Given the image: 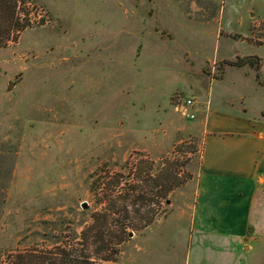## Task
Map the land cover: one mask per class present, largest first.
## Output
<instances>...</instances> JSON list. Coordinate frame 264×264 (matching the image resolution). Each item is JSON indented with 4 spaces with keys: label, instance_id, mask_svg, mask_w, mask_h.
I'll list each match as a JSON object with an SVG mask.
<instances>
[{
    "label": "rangeland",
    "instance_id": "374dc122",
    "mask_svg": "<svg viewBox=\"0 0 264 264\" xmlns=\"http://www.w3.org/2000/svg\"><path fill=\"white\" fill-rule=\"evenodd\" d=\"M179 95L264 107V0H0V264H264V239L197 220L201 136ZM186 157L149 227L83 240L111 176L140 186L135 167Z\"/></svg>",
    "mask_w": 264,
    "mask_h": 264
},
{
    "label": "crops",
    "instance_id": "0c3cea01",
    "mask_svg": "<svg viewBox=\"0 0 264 264\" xmlns=\"http://www.w3.org/2000/svg\"><path fill=\"white\" fill-rule=\"evenodd\" d=\"M226 101L197 96L192 121L201 136L196 218L201 223L212 216L219 225L206 232L210 240L264 239V107L251 112ZM195 255L192 251L187 264Z\"/></svg>",
    "mask_w": 264,
    "mask_h": 264
},
{
    "label": "trees",
    "instance_id": "16d2710c",
    "mask_svg": "<svg viewBox=\"0 0 264 264\" xmlns=\"http://www.w3.org/2000/svg\"><path fill=\"white\" fill-rule=\"evenodd\" d=\"M252 59H257L253 56L239 58L236 61H222L220 67H223V63L241 66L247 62L253 64ZM254 62V63H255ZM221 70V68H220ZM193 152V151H190ZM190 157H186L184 161L178 162V160L171 161L165 159L164 162H160L158 166L153 164L150 166L135 167L131 174L134 179L140 181L142 185H131L127 182L126 176L121 173H115L110 177L107 182L105 191L102 196L98 198L97 204H104L99 211H95L92 214V223L82 231L81 236L83 240L86 239V231H89L94 236H99L104 241L105 234L110 228H114L113 231L122 239L127 229H145L149 227L159 215L163 213L161 206L156 205L155 199H163L165 203H169L167 195L173 191L176 187L181 186L186 179H183L180 169L188 162ZM164 164V165H163ZM109 176H99L93 179L91 183V190L96 192L101 187L102 179ZM122 178L125 180V189H123ZM147 187V190H145ZM134 199L135 201L150 200L148 206L143 204L141 206H135V202L130 204L128 200ZM108 201V202H107ZM106 202V203H103ZM140 216V217H139ZM119 239V240H120ZM69 247V245H67ZM66 246V248H68ZM72 245L70 244V247ZM106 251V249H103ZM114 254H117L118 248H115ZM102 261H116L117 257L114 255L111 257L103 256L100 258ZM65 264H80L77 259L66 257Z\"/></svg>",
    "mask_w": 264,
    "mask_h": 264
},
{
    "label": "built area",
    "instance_id": "2783aa9c",
    "mask_svg": "<svg viewBox=\"0 0 264 264\" xmlns=\"http://www.w3.org/2000/svg\"><path fill=\"white\" fill-rule=\"evenodd\" d=\"M196 99L194 97H177L176 108L185 119H194L196 117Z\"/></svg>",
    "mask_w": 264,
    "mask_h": 264
},
{
    "label": "water",
    "instance_id": "95a60500",
    "mask_svg": "<svg viewBox=\"0 0 264 264\" xmlns=\"http://www.w3.org/2000/svg\"><path fill=\"white\" fill-rule=\"evenodd\" d=\"M83 204H84L83 206L85 207V206H86V203H83ZM131 235H132V233H130V236H131Z\"/></svg>",
    "mask_w": 264,
    "mask_h": 264
}]
</instances>
